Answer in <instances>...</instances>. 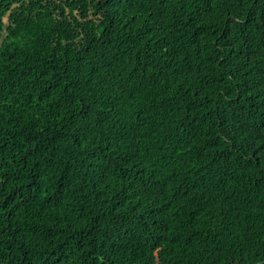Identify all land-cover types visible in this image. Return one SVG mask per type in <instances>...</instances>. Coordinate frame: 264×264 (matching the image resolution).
I'll use <instances>...</instances> for the list:
<instances>
[{"label":"trees","instance_id":"trees-1","mask_svg":"<svg viewBox=\"0 0 264 264\" xmlns=\"http://www.w3.org/2000/svg\"><path fill=\"white\" fill-rule=\"evenodd\" d=\"M0 264H264V0H0Z\"/></svg>","mask_w":264,"mask_h":264}]
</instances>
